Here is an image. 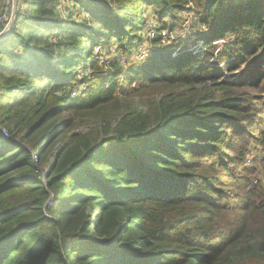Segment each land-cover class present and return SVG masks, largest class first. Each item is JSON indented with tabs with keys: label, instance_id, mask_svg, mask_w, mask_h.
<instances>
[{
	"label": "trees",
	"instance_id": "obj_1",
	"mask_svg": "<svg viewBox=\"0 0 264 264\" xmlns=\"http://www.w3.org/2000/svg\"><path fill=\"white\" fill-rule=\"evenodd\" d=\"M55 1L0 41V264H264V0Z\"/></svg>",
	"mask_w": 264,
	"mask_h": 264
},
{
	"label": "rangeland",
	"instance_id": "obj_2",
	"mask_svg": "<svg viewBox=\"0 0 264 264\" xmlns=\"http://www.w3.org/2000/svg\"><path fill=\"white\" fill-rule=\"evenodd\" d=\"M4 1L5 0H2V2H4ZM22 1L23 0H19V2H18L19 3V7L18 8H19L20 12L24 11L25 8H26ZM5 4L6 3H3L2 9L4 8ZM54 9L58 12V13H56V15H59L60 17L62 16V18L64 20H67V21L74 19V20H76L78 22H82L84 19H87L89 17V15L85 13V11H84V9L82 7L75 8L74 4H72L69 0H56L55 3H54ZM0 13H2V12H0ZM193 17H194V13L192 14V17L191 16L187 17V15L185 13H183V15L180 17V23H181L180 25H182V28L180 30H176L175 31V43L182 42V44L184 43L185 45H188V46L190 45L191 36L195 33V30H196L195 29L196 25L194 24V18ZM144 18H145V21L146 20H148V21L144 23L143 28L145 27V25L147 23H148V25H150V23H152V24L156 23L155 22L156 19L153 17L152 9H148L144 13ZM149 18H151V20ZM67 21H63V23L65 24V22H67ZM157 25H158V23L155 26L156 28H157ZM61 28H65L64 25H62V27H60L59 31H62ZM198 29L201 30L202 27H198ZM144 30H145V28H144ZM58 33H60V32H55L54 34H52V36L50 37L51 41H55V39H57ZM142 36L144 38L147 37L146 32L144 34L143 31H142ZM184 44H183V46L186 47ZM8 45H9V46H7V48H8L7 53L8 54H11L12 56L14 55L13 56L14 58L21 57L23 55L22 52L17 51L16 48L14 49L12 44L9 43ZM113 45H115V44H113V42H112L111 49H112ZM190 46H192V45H190ZM105 49L109 50L110 48H106L105 47ZM150 50H151V46L148 44V42H146L142 46V48H140V52L142 51V55L144 56V59L148 55ZM179 50L180 49L176 48L174 53H173V56L176 55V54H179L181 52ZM190 50H191V52L194 51V50L196 51L195 48H189L188 47V49H186V51H190ZM144 59H142V60H144ZM142 60L137 61L136 59H133L132 61H130V63H139ZM79 75L80 74H78V76ZM0 122H1V116H0ZM44 162H45L44 158H41L40 159V165H43Z\"/></svg>",
	"mask_w": 264,
	"mask_h": 264
},
{
	"label": "built area",
	"instance_id": "obj_3",
	"mask_svg": "<svg viewBox=\"0 0 264 264\" xmlns=\"http://www.w3.org/2000/svg\"><path fill=\"white\" fill-rule=\"evenodd\" d=\"M15 0H6V4L2 10V13H0V41L6 39L7 37H9L11 30L16 22V20L18 19V15H20L21 13H23L24 11L20 12L19 8L17 11V15L15 16ZM151 20V18H149ZM14 21V24H12V22ZM148 20H146L145 22H147ZM155 24L150 23V25H148V23L145 25V32L147 35L148 39H154L156 37V24L157 21H155ZM13 25V26H12ZM161 44L162 46H171V44L173 42H175V33H170L167 30H162L161 31ZM173 45V44H172ZM96 49V50H95ZM94 49V60L98 61V63L100 65H105L108 64L110 57H111V52H113L114 50H112L111 48L109 50H106L105 48H100L97 47ZM138 59H136L137 61H140L142 59H144V56L141 54L137 57ZM117 60L119 65L121 66H125L128 63V59L124 58L122 55H118L117 56ZM4 89L0 87V96L4 93ZM78 92L75 91L73 92V95ZM0 133L3 136V138L8 139L9 140V135H8V131L6 130V128L0 126ZM35 159V157H34ZM36 161V160H35ZM40 175H42V177H45L47 175L46 169L45 168H40L39 170Z\"/></svg>",
	"mask_w": 264,
	"mask_h": 264
},
{
	"label": "water",
	"instance_id": "obj_4",
	"mask_svg": "<svg viewBox=\"0 0 264 264\" xmlns=\"http://www.w3.org/2000/svg\"><path fill=\"white\" fill-rule=\"evenodd\" d=\"M18 2H19V0H15V9H16L15 16L17 15V11H18V6H19V3ZM12 24H14V21L12 22Z\"/></svg>",
	"mask_w": 264,
	"mask_h": 264
},
{
	"label": "crops",
	"instance_id": "obj_5",
	"mask_svg": "<svg viewBox=\"0 0 264 264\" xmlns=\"http://www.w3.org/2000/svg\"><path fill=\"white\" fill-rule=\"evenodd\" d=\"M3 3H6V0L4 2H2V0H0V12H2V7H3ZM19 7V6H18Z\"/></svg>",
	"mask_w": 264,
	"mask_h": 264
},
{
	"label": "bare ground",
	"instance_id": "obj_6",
	"mask_svg": "<svg viewBox=\"0 0 264 264\" xmlns=\"http://www.w3.org/2000/svg\"><path fill=\"white\" fill-rule=\"evenodd\" d=\"M131 163V162H130Z\"/></svg>",
	"mask_w": 264,
	"mask_h": 264
}]
</instances>
